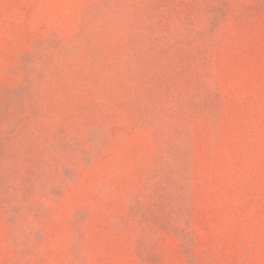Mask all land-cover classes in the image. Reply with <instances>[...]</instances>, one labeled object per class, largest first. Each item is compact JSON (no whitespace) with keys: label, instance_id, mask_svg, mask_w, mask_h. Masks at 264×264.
Listing matches in <instances>:
<instances>
[{"label":"rangeland","instance_id":"374dc122","mask_svg":"<svg viewBox=\"0 0 264 264\" xmlns=\"http://www.w3.org/2000/svg\"><path fill=\"white\" fill-rule=\"evenodd\" d=\"M0 264H264V0H0Z\"/></svg>","mask_w":264,"mask_h":264}]
</instances>
